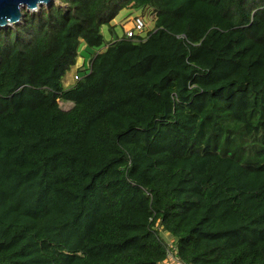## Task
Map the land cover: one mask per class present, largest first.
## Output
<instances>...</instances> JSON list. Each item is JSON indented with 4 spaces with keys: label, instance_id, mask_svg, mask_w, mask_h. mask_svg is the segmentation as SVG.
I'll use <instances>...</instances> for the list:
<instances>
[{
    "label": "trees",
    "instance_id": "1",
    "mask_svg": "<svg viewBox=\"0 0 264 264\" xmlns=\"http://www.w3.org/2000/svg\"><path fill=\"white\" fill-rule=\"evenodd\" d=\"M128 10L152 28L116 34ZM21 13L0 28V264H264V0Z\"/></svg>",
    "mask_w": 264,
    "mask_h": 264
},
{
    "label": "rangeland",
    "instance_id": "2",
    "mask_svg": "<svg viewBox=\"0 0 264 264\" xmlns=\"http://www.w3.org/2000/svg\"><path fill=\"white\" fill-rule=\"evenodd\" d=\"M148 11H138V10H128V11H123L120 13L112 22V25H114L115 28V33L118 35H121L128 29L132 28V19L135 17H138L142 19L145 23V31L149 30L153 26V17L151 16ZM102 33L105 37L106 40H109L111 37L110 32L108 31V28L105 26L102 29ZM81 50V49H80ZM85 61H83V64ZM82 64V59L78 57L77 59V65L73 68L70 69L68 73L65 74L63 77V82L66 85H69L73 81V74L75 73V70L77 66H80ZM64 108H69L70 103H65ZM162 237L165 240V242L171 246V239L164 233H162ZM165 264H181L175 257H174V252H168V258L166 260Z\"/></svg>",
    "mask_w": 264,
    "mask_h": 264
},
{
    "label": "water",
    "instance_id": "3",
    "mask_svg": "<svg viewBox=\"0 0 264 264\" xmlns=\"http://www.w3.org/2000/svg\"><path fill=\"white\" fill-rule=\"evenodd\" d=\"M54 0H0V28L20 22L21 9L35 12L41 6H47ZM183 264V263H181Z\"/></svg>",
    "mask_w": 264,
    "mask_h": 264
},
{
    "label": "built area",
    "instance_id": "4",
    "mask_svg": "<svg viewBox=\"0 0 264 264\" xmlns=\"http://www.w3.org/2000/svg\"><path fill=\"white\" fill-rule=\"evenodd\" d=\"M145 29V23L142 19L135 17L132 19V28L128 29L124 32V35L127 38H132L134 36H137L143 32ZM78 80V77L76 75H73V81Z\"/></svg>",
    "mask_w": 264,
    "mask_h": 264
}]
</instances>
